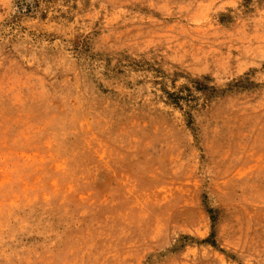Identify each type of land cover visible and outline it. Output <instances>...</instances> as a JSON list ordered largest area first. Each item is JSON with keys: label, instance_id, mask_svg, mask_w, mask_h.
<instances>
[{"label": "rangeland", "instance_id": "1", "mask_svg": "<svg viewBox=\"0 0 264 264\" xmlns=\"http://www.w3.org/2000/svg\"><path fill=\"white\" fill-rule=\"evenodd\" d=\"M0 264H264V0H0Z\"/></svg>", "mask_w": 264, "mask_h": 264}, {"label": "trees", "instance_id": "2", "mask_svg": "<svg viewBox=\"0 0 264 264\" xmlns=\"http://www.w3.org/2000/svg\"><path fill=\"white\" fill-rule=\"evenodd\" d=\"M173 102H178L179 101V98L175 97L173 94L169 95Z\"/></svg>", "mask_w": 264, "mask_h": 264}]
</instances>
